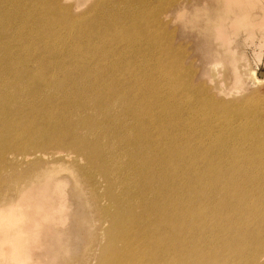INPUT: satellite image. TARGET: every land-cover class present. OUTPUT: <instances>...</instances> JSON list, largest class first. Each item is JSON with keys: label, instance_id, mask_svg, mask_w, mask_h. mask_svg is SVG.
Wrapping results in <instances>:
<instances>
[{"label": "bare ground", "instance_id": "bare-ground-1", "mask_svg": "<svg viewBox=\"0 0 264 264\" xmlns=\"http://www.w3.org/2000/svg\"><path fill=\"white\" fill-rule=\"evenodd\" d=\"M133 1L130 21L115 27L105 19L104 32V16L120 14L107 4L89 20L59 0H0V157L11 154L18 167L44 162L16 202L0 198V264L53 263L41 252L42 222L66 218L62 170L77 186L82 176L92 187L96 176L105 182L92 196L105 220L93 223L99 235L84 264H264V120L248 117L255 104L245 115L235 111L241 100L203 94L186 79L181 43L154 30L144 39L147 8ZM221 3L220 18L208 23L212 57L227 61L241 94L247 64L238 62L225 19L244 11L254 25L257 12L246 13L255 7L249 0ZM225 75L216 78L222 94ZM65 158L75 168L55 163ZM39 187L40 197L29 194Z\"/></svg>", "mask_w": 264, "mask_h": 264}, {"label": "rangeland", "instance_id": "rangeland-1", "mask_svg": "<svg viewBox=\"0 0 264 264\" xmlns=\"http://www.w3.org/2000/svg\"><path fill=\"white\" fill-rule=\"evenodd\" d=\"M139 1L140 0H134L133 5L135 7L140 5L143 9L147 8L145 14L149 17V19L144 23L145 33L143 35L141 26L134 27V29L142 35L144 39L150 38V31L154 30L157 33L161 32L164 35L166 42L170 41L172 44L181 43L180 47L182 50L180 51H182L184 56L183 69L191 70V74H184L186 79L191 78L195 87L203 88V94H211L216 98L223 99L227 102L241 100V102L235 106V111L243 112L245 115L251 111L252 105L255 104L253 112L250 113L251 115L248 117L252 119L260 117L259 119L264 120V80H260V78H264V9H262V6H264V0L262 2H260L261 0H249L255 4V7H248L246 13L251 14L253 12H257L254 25H250L246 21L244 11L235 17H228L225 19L224 29L228 34L229 39L232 41L231 47L238 57V62L241 64L244 63V68L246 67L245 64H247V73L249 75H244V88L241 94L237 93V89L240 86H234L231 67L227 61L216 59L219 62L216 61L217 64L215 65L212 57V53L215 51L214 47L216 46V43L213 41L211 36L213 33L212 30H208L210 28V24L208 23H210V21L213 22L216 18H220L218 13L219 6L222 7L221 0ZM59 2L66 7L68 6L74 15L77 14L76 16H79L80 18L88 17L89 20L96 16L95 8L97 4H107L110 10H114L115 12L118 11L121 15L111 13L104 16L100 22V29L104 30V32L106 31L104 29L105 19L110 21L113 20V25L117 27L118 24L124 23V21H130L125 20V17L128 16L126 14L127 12L135 14L132 10L127 11L128 6L131 4V0H59ZM182 7L185 8V13L180 16H176L177 12ZM103 8H105V6L101 9ZM105 10L106 12L103 10L104 13H108L107 9ZM153 14L155 15L153 16ZM164 24L166 25L163 26ZM37 25L38 23H36V27ZM55 28V30L58 31V34L63 37L64 41L69 43L66 37V34H68L67 28L63 25H57ZM172 32H174L173 39ZM48 35L51 36L49 29ZM132 35L135 36L137 34L133 33ZM41 42V47H44L42 40ZM71 42L72 41H70V43ZM57 47L60 46L57 45ZM49 50L55 51V48L51 47ZM163 56L164 55L160 52L157 55L160 61H162ZM213 63L214 66H212ZM248 68L256 71L255 75L257 76L250 75ZM215 72L216 75H214ZM222 74H226V81L224 83L226 90L223 94L216 88V85L219 83L216 78H222ZM243 123H245V119H243ZM259 124L261 123H258V125ZM12 157L13 156L11 154H7L3 158L0 157V159H2L0 170V198L6 196V200H11L9 203L16 202L15 198H17L21 192L20 184L22 182H26L27 179L31 178L35 172H37L41 167H44V162L37 165L23 164L20 167L12 166ZM59 161H62L61 163L64 162L63 164L65 165L67 164V167H71L73 165L75 168V165L77 164L69 158L58 160L55 163L57 164ZM80 162L85 163V161L82 160ZM63 171L64 170H62L58 176L63 177L67 181V185L65 187L66 218L60 220V217L56 215L58 220H44L42 222L45 225L48 224L47 230L41 234L42 238L46 239L48 242L45 244L44 249L41 252L50 251V256H45L44 259L50 260V262L53 261L52 264H84L90 249L89 247L94 241V237L99 235V230L95 225H93V223H95V220H105L103 218H98V204L93 203L92 201V198L95 195L99 193L103 194L105 192V182L103 178L96 176L97 182L99 183H96V186L92 187L89 181L82 176L84 178L81 177L80 181L81 183L83 182V185L81 184V186H77L71 173L68 170H65L66 172ZM26 184H24V186H27ZM39 188V190L38 188H32L29 194H32L35 197L44 194L45 189L43 187ZM23 189L24 190H22V192L27 190V188ZM92 190L94 191L91 194ZM88 194L91 195L89 196ZM101 197L102 200L99 204H102V206L107 205V198L104 196ZM90 200L92 201L91 203ZM91 206H93V208H91ZM49 218L54 219V216L51 215ZM9 220L13 219L10 218ZM6 221L9 222L8 220Z\"/></svg>", "mask_w": 264, "mask_h": 264}]
</instances>
